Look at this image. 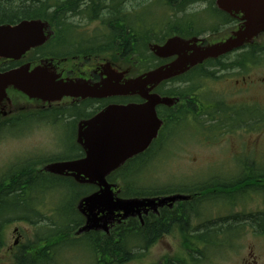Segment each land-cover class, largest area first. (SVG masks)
<instances>
[{
  "label": "flooded vegetation",
  "instance_id": "1",
  "mask_svg": "<svg viewBox=\"0 0 264 264\" xmlns=\"http://www.w3.org/2000/svg\"><path fill=\"white\" fill-rule=\"evenodd\" d=\"M120 6V12H126V0H122ZM32 7L45 15L46 0L34 2L8 0V4L1 0L0 14L9 10L23 12ZM107 7H103L105 9L102 12L107 13ZM190 9L175 8V13L182 15V21L179 20L171 29L170 35L162 36L156 32L144 37V33L141 32L138 35V42L149 47L150 44H156L155 36L163 37L159 42L161 44L170 37H179L183 40L199 38L198 44L205 47L225 41L233 32L243 27L240 13L228 14L216 6H210L209 3L207 6L194 7L195 12L192 16L186 14ZM41 20L45 25L39 29L37 35H44L45 41L21 53L17 59L0 58V74L25 67L29 71L37 67H46L54 73L57 81H82L89 86L110 81L112 84L123 85L129 79L139 77L176 59V56L157 59L152 55H148L149 57L133 55L127 59L123 50L115 54L109 52L99 54L89 47L87 41L93 38V28L81 32L82 27L74 23L62 24ZM92 23L87 22V27ZM15 24L17 23L11 25ZM260 69H264V31L251 43L214 59L205 60L186 73L157 85L149 83L141 92L133 94H112L97 98L63 97L58 102H42L8 88L5 98L0 99V130L9 129L15 132L19 127H31L38 123L44 127L54 128L52 135L54 140L61 144L62 136L67 145L60 146L65 156L52 162L76 161L85 157L84 149L79 142L83 143L89 137L91 129L88 123L97 114L109 107L144 106L152 96L172 98L175 100L173 104H155L153 110L150 107L147 114V117L152 119L148 131H153L158 124L153 111L161 122L157 135L150 144L152 159L155 160L159 153H164L162 156L164 158L169 156L175 139L187 129H194L202 133V143H213L214 152L222 155L219 161H210L206 168H202L204 185L208 189H202L206 193V198H202V205L211 206L214 203L222 204L229 201L227 198L229 196L222 192L229 186L225 183L227 179L223 177L238 174L246 176L245 178L252 182L237 189L234 199L240 200L250 193L249 191H253L258 196L262 195L264 203V149L260 147L263 131H254L255 125L264 124V73L260 77L257 76ZM225 82L230 86L223 87ZM212 83L216 86H209ZM192 91L198 92L199 97ZM208 91H211L215 98ZM136 116L141 120L142 112H137ZM197 126L202 128V131ZM222 135L227 138L221 139ZM244 137L246 138L243 139ZM238 139L243 141L238 145L232 144V141ZM168 148L169 153H166ZM137 158L139 157L134 159ZM158 160H155L156 163ZM41 163L21 161L9 168L0 180V190H11L12 193L10 195L1 193L8 199H0V252H3L0 264H51L61 248L71 249L77 245L75 242L79 227L73 232L66 231L59 249L50 257H46V231L41 232L45 230V226L42 225L43 216L35 209V203L47 190L68 189L74 185L48 183V177L57 176L45 172V165L48 164L46 162L41 168L36 167ZM123 165L115 172L123 171L127 166ZM111 183L116 185V189L120 186ZM212 193L215 194V198L211 197ZM10 196L15 199L9 200ZM78 201L79 199L76 206ZM185 203L191 205L194 202L190 199ZM175 205L157 208L155 215L160 217L165 212L172 213L171 209ZM258 212L260 211L254 214ZM9 214L19 215L8 220L9 223L17 219L30 227L39 224L42 226H39L37 232H32L33 236L30 237L14 227V240L7 248L2 238V229L6 223L4 217ZM119 224L114 223L111 229Z\"/></svg>",
  "mask_w": 264,
  "mask_h": 264
},
{
  "label": "water",
  "instance_id": "2",
  "mask_svg": "<svg viewBox=\"0 0 264 264\" xmlns=\"http://www.w3.org/2000/svg\"><path fill=\"white\" fill-rule=\"evenodd\" d=\"M216 6L226 13H241L244 26L223 42L202 47L198 39L183 40L178 37L168 39L163 45H151L150 50L158 58L176 56L168 65L156 68L140 77L130 79L123 85L105 81L101 85L89 86L82 81H57L56 76L46 67L28 71L27 67L0 74V99L6 90L13 88L42 102H56L63 97H104L112 94L140 92L148 83L176 77L191 67L209 58L226 54L264 31V0H216ZM45 24L40 21H21L15 26H0V57L15 58L26 50L39 45L46 37L37 35ZM36 34V35H35ZM156 103L169 104L170 99L155 97L149 106ZM142 112L139 122L135 112ZM146 106L109 107L90 121L91 133L82 143L86 157L71 162H57L45 167V171L55 175L70 176L77 183L93 184L98 187L94 193L82 198L77 209L85 218L84 226L78 233L91 230L108 233L115 218L141 217V212L156 211V208L176 201L186 200V196L172 195L162 198L123 199L114 195L106 177L127 159L147 149L154 132L148 131L151 118L146 117ZM160 125V123H159ZM140 127L138 133L137 128Z\"/></svg>",
  "mask_w": 264,
  "mask_h": 264
},
{
  "label": "rangeland",
  "instance_id": "3",
  "mask_svg": "<svg viewBox=\"0 0 264 264\" xmlns=\"http://www.w3.org/2000/svg\"><path fill=\"white\" fill-rule=\"evenodd\" d=\"M126 1V6L129 7H142L143 5L148 4V0ZM208 2V0L197 1L190 6L191 9L188 10L186 14L192 16V13L195 12L194 7L207 6ZM140 15L143 19L151 20L148 23L155 24L157 32L159 31V27L161 29L164 28L171 20L182 21V15L176 14L172 16L173 14L170 10L164 8L161 4L154 2L153 0L151 1V5L149 7L146 6ZM72 20L74 24L82 27L80 29L81 32L88 29L90 31L92 28L98 26V22H94L87 27V21L82 17H74ZM263 73L264 69H260L257 76L260 77ZM256 80H259V78H256ZM209 86L215 87L216 85L212 83L209 84ZM228 86L230 85L226 82L223 84V87ZM192 92L199 97L198 92ZM208 93H211V91H208ZM213 96L215 98L214 94ZM198 128L202 131V128ZM11 131L12 130L9 129L0 130V180L9 168L21 161L25 160L27 162L30 160L31 162L37 163L43 162L36 166L41 168L42 164H46L44 162L47 160L65 156L64 153H62V148L60 146L61 144L62 146H65L67 143L64 142L62 136L60 138L61 144L54 140V137L52 136L54 134V128L44 127L38 123L31 127H19L15 132ZM254 131H263L261 135L263 136V139L260 147H263L264 149V124L259 123L255 125ZM225 138L227 137L222 135L221 139ZM245 138L246 137L243 139ZM243 139L232 141V144L238 145ZM172 141L170 142V145ZM213 146L214 144L210 142L202 143V133L197 132L194 129H187L186 132H183L175 139V142L172 145V148L175 149L173 156L169 155L164 158L162 157L164 153H159L155 159H159L158 162L153 166L150 164L146 167V171L143 170L139 176L138 183L140 187H149L151 190H154L156 187L160 188L163 185L176 187L179 185L193 186L195 185L193 183H202L204 180V176H202V168H206L210 161H219V157L222 156L221 154L214 152ZM166 153H169V148ZM245 177L246 176L238 174L225 178L227 179L225 183L229 186L222 190V192L226 195H233L237 189L252 182V180L246 179ZM118 182L120 184V181ZM118 182L115 181L114 183L118 184ZM231 184L234 185L231 186ZM202 189L208 190L205 188L204 183H202ZM65 191V189L47 190L46 193L36 201L35 209L42 214V225L45 226V230H41L42 233L46 231V227H48L50 222H55L59 225L62 223V217H60L58 210L61 214L69 213L67 209L63 210L61 208L63 199L66 196ZM212 195L215 194L212 193ZM66 204L68 208L70 203L67 202ZM192 206H194V208L189 206V208L186 209V212L190 214L195 210L196 213H199V204L194 203ZM211 206L213 207L207 208L209 205H202V211L205 215H202L201 213L199 218L194 217L192 219L193 227L211 223L221 218V220H224L232 215H239V217H241V215L254 214L257 211H263L264 209L262 195L258 196L255 193L246 195L245 198L238 200L234 206H227L219 203L211 204ZM76 207L75 204V210ZM17 216L19 215L9 214L5 216L4 219L11 220ZM20 221L21 220L15 219L10 221L11 223L8 222L9 224H4L2 238L6 242V247L10 246L14 240V227L30 237L33 236L32 232H37L39 226H42L39 224L35 227H30L24 223H20ZM221 225L222 224H217L218 227ZM242 227L243 229L234 234V238H232L233 233H231L232 235L230 233H224L223 235L221 233H208L209 236L207 237L211 240H218V246L202 247V245H198V248H200L201 251L199 259L197 258L199 256L195 255L194 257L196 258L190 261L188 254L186 256V253L181 246V237L179 233L173 231L154 244L142 257L125 264H162L166 259L175 258H186V262L183 264H244L245 262L248 264H264V235L252 231L246 224H243ZM60 250L54 258V262H52L53 264H95L85 247L74 245L71 249L61 248ZM202 252H204L203 255ZM2 254L3 252H0V256Z\"/></svg>",
  "mask_w": 264,
  "mask_h": 264
},
{
  "label": "trees",
  "instance_id": "4",
  "mask_svg": "<svg viewBox=\"0 0 264 264\" xmlns=\"http://www.w3.org/2000/svg\"><path fill=\"white\" fill-rule=\"evenodd\" d=\"M34 1L39 0H31V2ZM151 1L148 0V4L142 7L132 8L131 12H120L122 0H46L45 15L40 14L33 7L23 12H11L9 10L0 14V24H12L24 19H44L62 24L66 22H68L66 24H71L74 17H82L89 22L98 21V25L100 24L98 28L93 29L92 40H87L89 47L94 49L96 53L103 54L104 52H109L115 54L123 50L127 59L133 55H147L149 57L148 55L151 54L147 52L146 45L138 42V35L143 32L144 37H147L154 30L149 26L148 22L142 20L143 18L140 15L146 6L149 7L151 5ZM153 1L172 11L174 8L188 7L202 0ZM4 2L8 4V0H4ZM41 4L43 5L42 2ZM106 6H108L106 8L107 13H104L102 12L105 9L103 7ZM141 8L142 12L137 13ZM174 15L176 14L174 13L172 16ZM170 30L171 27L169 26L164 29L165 33H168ZM162 38V36L160 38L155 36L154 42H160ZM146 160L143 162L145 163ZM145 167L143 165L137 171V168L132 166L128 171L116 173L109 177L110 181L118 179L124 184V187L120 190V196L125 198L151 197L179 192L192 197L198 195L196 198L194 197V203L201 202L202 198H206V193L202 191V183L188 186L183 188L185 190L181 191L174 189L165 191L160 189L151 190L149 187H140L138 174ZM47 182L74 185L71 188L65 189L67 200L69 199L70 203L69 207L67 208L65 204L61 206L63 210L67 209L69 213L61 214L60 212L62 223L59 225L58 223L50 222L47 227L48 233L45 235L46 257H50L61 246V243L65 239L66 231L73 232L83 224V218L75 211L74 205L79 198L90 194L94 190V187L81 186L75 184L71 179L60 177H48ZM10 192L11 190H0V195L1 193L10 195L12 194ZM73 194H75L74 197ZM3 198H6V196L1 195L0 199ZM9 198V200H13L14 197L10 196ZM189 206L186 203H182L178 204L171 211L172 213L165 212L159 218L151 215L144 217L142 225L136 219H129L126 223L116 226L108 235L102 232L90 231L88 234L76 238L77 245L87 249L95 264H124L142 257L162 237L173 231H177L181 237V246L191 261L195 259L194 255L198 254L200 256L201 254L198 245H202V247L218 246V240H211L207 237L209 236V231L225 232L232 226L234 228L241 227L242 220L239 218L238 220L233 218L231 221L222 220L220 227L210 223L193 227L192 218L186 212ZM190 207L194 208V206ZM257 216H261L260 223H258ZM257 216H254V218L251 215L247 216L243 219L244 224L254 228L257 227V224H260V233L264 235V217L262 213ZM4 221L8 223V220ZM184 262H186L184 259L175 258L166 259L162 264H183Z\"/></svg>",
  "mask_w": 264,
  "mask_h": 264
},
{
  "label": "bare ground",
  "instance_id": "5",
  "mask_svg": "<svg viewBox=\"0 0 264 264\" xmlns=\"http://www.w3.org/2000/svg\"><path fill=\"white\" fill-rule=\"evenodd\" d=\"M29 213V212H28Z\"/></svg>",
  "mask_w": 264,
  "mask_h": 264
}]
</instances>
